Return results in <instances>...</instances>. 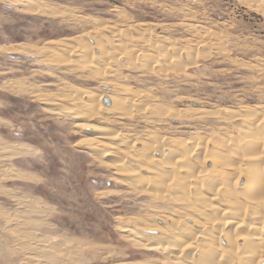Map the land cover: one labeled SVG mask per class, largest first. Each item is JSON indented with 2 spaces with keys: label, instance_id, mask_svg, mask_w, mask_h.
I'll return each instance as SVG.
<instances>
[{
  "label": "rangeland",
  "instance_id": "1",
  "mask_svg": "<svg viewBox=\"0 0 264 264\" xmlns=\"http://www.w3.org/2000/svg\"><path fill=\"white\" fill-rule=\"evenodd\" d=\"M37 1L43 12H28L0 0V145H9L13 153L0 162V170L4 165L12 169V175L0 181L8 193H0V209L15 214L16 198L35 204L37 209L24 215L33 220L32 225L21 230L29 233L35 228L70 241L73 245H67L77 256L69 264L156 259L154 253L134 247L118 229L119 219L123 223L124 219L147 215L149 196L122 182L81 142L92 135L75 128V120L58 111L72 107L69 98L73 89L79 88L91 91L102 108L108 106L106 98L97 95L111 93L119 83L151 94L153 99L144 104L169 105L182 112L156 128L132 115L112 124L120 133L140 136L156 129L157 134L182 138L211 134L223 126L218 111L264 105V17L237 0ZM89 19L93 22H86ZM112 23H143L158 44H167L170 39L181 44L198 41L209 31L212 44L207 49L200 46L192 54L195 64L184 72L165 77L122 68L119 76H105L107 82L94 68L84 67L82 58L67 51L70 48L50 44L81 35L94 25ZM13 44H21L26 51L7 48ZM31 46L47 49L35 54ZM91 52L95 55L98 50ZM257 65L263 72L255 70ZM35 92L42 95L40 100L32 97ZM192 111L197 114L193 116ZM100 120L92 123L100 126Z\"/></svg>",
  "mask_w": 264,
  "mask_h": 264
},
{
  "label": "bare ground",
  "instance_id": "2",
  "mask_svg": "<svg viewBox=\"0 0 264 264\" xmlns=\"http://www.w3.org/2000/svg\"><path fill=\"white\" fill-rule=\"evenodd\" d=\"M5 1L28 12L44 11L37 0ZM237 1L264 17V0ZM208 32H203L208 41L203 38L181 44L166 38L170 40L161 45L152 40L151 31L143 23L97 24L81 35L50 44L62 43L66 46L64 50L70 48L67 51L82 58L84 67L94 68L107 82L105 76H119L122 68L151 71L165 77L168 73L184 72L188 65L195 64L192 54L200 46L210 48L212 38ZM7 48L26 51L21 44ZM31 48L35 54L47 49ZM93 49L98 50L97 54H90ZM257 66L255 70L263 72ZM126 86L117 83L111 93L97 95L109 103L103 108L91 91L73 89L69 98L72 107L58 111L75 120V128L92 135L81 142L99 155L122 182L150 198L151 208L146 216L124 219V224L119 219L118 229L126 233L124 237L134 247L152 252L157 258L120 264H263L264 105H241L235 111H218L223 126L215 132L211 130L215 134H194L197 130L192 133L194 136L182 138L157 134L155 129L132 136L120 133L112 124L137 114L156 128L182 112L169 105L144 104L153 96L143 89L140 93ZM32 97L40 100L42 95L35 92ZM221 109L224 112L225 108ZM99 117L102 123L96 126L92 122ZM9 147L0 145L1 163L13 155ZM11 175L12 169L2 166L0 181ZM0 193L8 195L3 186ZM16 204L15 214L0 209V264H69L77 254L67 245L72 243L35 228L29 233L21 230L33 221L24 215L37 208L17 198ZM142 230L156 234H145Z\"/></svg>",
  "mask_w": 264,
  "mask_h": 264
}]
</instances>
